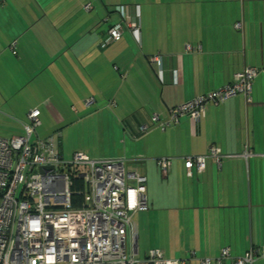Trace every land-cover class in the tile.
<instances>
[{
	"label": "crops",
	"instance_id": "1",
	"mask_svg": "<svg viewBox=\"0 0 264 264\" xmlns=\"http://www.w3.org/2000/svg\"><path fill=\"white\" fill-rule=\"evenodd\" d=\"M122 19L138 22L137 33L103 42ZM249 67L257 69L249 101L235 94L207 102L200 122L181 114L169 123L171 108ZM22 109L40 111L36 133L58 132L62 155L121 159L145 176L143 211L153 214L142 223L144 212L132 215L136 236L153 225V244L138 236L143 257L154 248L196 264L191 252L215 257L228 247L264 264V0H0V113ZM50 118L53 129L44 125ZM67 125L89 142L64 140ZM211 146L221 161L207 157L188 175L186 158Z\"/></svg>",
	"mask_w": 264,
	"mask_h": 264
},
{
	"label": "built area",
	"instance_id": "2",
	"mask_svg": "<svg viewBox=\"0 0 264 264\" xmlns=\"http://www.w3.org/2000/svg\"><path fill=\"white\" fill-rule=\"evenodd\" d=\"M125 25L134 34L139 29L135 21ZM107 34V42L118 40L121 26L108 28ZM256 73V68H246L221 88L174 106L169 123L181 114L200 122L207 102L235 94L249 101ZM38 114V109L28 111L22 133L0 136V264H187L188 259L166 258L157 249H150L144 259L135 257L132 215L147 208L145 176L127 172L121 159L92 158L84 151L64 157L55 135L31 141ZM222 156L216 146L206 155L188 156L187 174L193 167L203 170L207 157L218 163ZM157 163L164 171L170 162L163 157ZM72 176L84 183L78 207L71 206ZM189 258L196 264H251L254 257L251 252L233 257L223 247L215 257H196L191 252Z\"/></svg>",
	"mask_w": 264,
	"mask_h": 264
},
{
	"label": "rangeland",
	"instance_id": "3",
	"mask_svg": "<svg viewBox=\"0 0 264 264\" xmlns=\"http://www.w3.org/2000/svg\"><path fill=\"white\" fill-rule=\"evenodd\" d=\"M27 99L28 100H30V102L32 101V102H34L35 100H36V103H40V101H41V99H42V96H40V97H37V98H33V97H31V96H28L27 97ZM40 108L41 109H43V107L42 106H40ZM25 109H28L27 107H25ZM3 110V109H2ZM10 111L11 112H13L14 110L13 109H10ZM67 111V110H66ZM0 112H2V111H0ZM2 113H6V112H2ZM2 113H0V135H3V136H6V135H9L10 134V130H11V128H14V129H18V131H20V125H19V123H18V121H20V120H24V118H25V115H26V113H25V110L24 109H22L20 112H19V110H17V115L16 116H14L13 118H11V117H8V116H6V115H4V114H2ZM45 117H46V114L44 115ZM6 117V118H5ZM8 125V129H7V131L5 130V127ZM45 127H48V129H53L54 127H56L58 124L57 123H55L54 122V120L52 119V118H50V119H48L46 122H45ZM79 126H82L81 124H79ZM65 128H62V129H64V140H67V141H69V143H73V144H76L77 142H80V143H82V141H84L86 144L89 142V140L85 137V138H83L82 139V134H81V139L80 140H74V138H73V133H76L75 132V129H74V131L72 132V129H73V125H67V126H64ZM40 128V127H39ZM39 128H38V130H39ZM77 128V127H76ZM81 129V128H80ZM38 133H40V130L38 131ZM40 135V134H39ZM86 136V135H85ZM43 137V136H42ZM69 139V140H68ZM67 141H65V142H67ZM76 143H75V142ZM91 143V142H90ZM77 145V144H76ZM88 146H89V144H88ZM91 147V146H90ZM64 151L66 152L67 151V148H65L64 147ZM77 151V150H76ZM71 152L68 154V155H65V154H63V156L64 157H69V156H71ZM91 157H93V156H91ZM129 183L131 184V185H133V182H132V180H130L129 181ZM137 212H144L142 215H140L139 217H138V219H137V223H142V222H145V221H147L149 218L147 217V214H149V215H152L153 214V211H137ZM137 212H136V215H134V217L136 218L137 217ZM133 217V219H132V225H133V223H134V225H135V218ZM142 219H144V220H142ZM151 222H152V220H151ZM140 229V234L138 235V236H140V240H139V244H141V245H145V246H148V245H150V244H153V239H152V237H154V231H153V225H152V223H151V226L149 227V229H148V227H146V226H143V225H141V227L139 228ZM135 234H136V232H135ZM138 236H136V245L138 246V248H137V253L135 254V257L137 258V259H144L145 258V256L143 257V255H144V252L142 251V249L140 248V245L138 244ZM152 249H154V248H152ZM150 250V249H149ZM149 250H147V253H148V251ZM146 253V254H147ZM164 256V255H163ZM165 257V256H164ZM166 258H168V257H166ZM171 259H173V258H171ZM213 264V263H212Z\"/></svg>",
	"mask_w": 264,
	"mask_h": 264
},
{
	"label": "trees",
	"instance_id": "4",
	"mask_svg": "<svg viewBox=\"0 0 264 264\" xmlns=\"http://www.w3.org/2000/svg\"><path fill=\"white\" fill-rule=\"evenodd\" d=\"M86 4H88L89 5V7H88V9H86L84 6H83V9L85 10V11H88L89 9H91V5H90V3H84L83 5H86ZM118 7H116V9H117ZM115 10V9H114ZM127 22H125L124 21V19H122V21L120 20L119 22H116V23H114V24H111L108 28H110V27H112V26H114V25H117V24H119L120 26H121V36H120V38L118 39V40H120L121 38H122V36H123V32L125 31V30H130L129 28H127L126 27V24ZM108 28L106 29V32H105V38H104V40H103V42H107V37H108V34H107V30H108ZM131 31V30H130ZM131 33H132V31H131ZM118 40H110L109 42H112V41H118ZM40 111H39V114H38V121H39V123L35 126V130L33 131V134H32V136H31V141H33V140H36V138H46L47 136H49V135H55L56 136V139H55V141H56V145H57V147L59 146V144H60V140H59V133L58 132H54V133H52V134H49V135H46V136H39L37 133H36V128L40 125ZM26 118H27V114H26ZM29 122V120H28V118H27V121L26 122H21V123H28ZM20 128H21V124H20ZM21 131H22V128H21ZM19 133H22V132H20V131H18V132H15V133H10L9 135H7V137H10L11 135H13V134H19ZM0 136H2V135H0ZM59 150V149H58ZM77 151H80V150H77ZM73 180H74V182H73V185H72V187H71V190H72V198H71V206L72 207H78V206H80V204H81V201H82V196H83V194H84V183H83V181H81L79 178H76V177H74V176H72L71 177ZM146 192V191H145ZM147 208H148V203H147ZM146 208V209H147ZM145 209V210H146Z\"/></svg>",
	"mask_w": 264,
	"mask_h": 264
},
{
	"label": "water",
	"instance_id": "5",
	"mask_svg": "<svg viewBox=\"0 0 264 264\" xmlns=\"http://www.w3.org/2000/svg\"><path fill=\"white\" fill-rule=\"evenodd\" d=\"M134 162H136V163H137V162H140V161H138V160H135V161H133V163H134ZM126 164H127V163H126Z\"/></svg>",
	"mask_w": 264,
	"mask_h": 264
}]
</instances>
